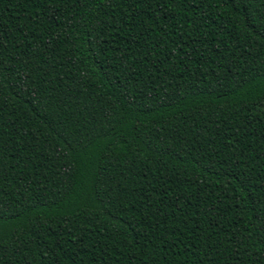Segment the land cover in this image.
Returning a JSON list of instances; mask_svg holds the SVG:
<instances>
[{
    "label": "trees",
    "instance_id": "1",
    "mask_svg": "<svg viewBox=\"0 0 264 264\" xmlns=\"http://www.w3.org/2000/svg\"><path fill=\"white\" fill-rule=\"evenodd\" d=\"M0 264H264V0H0Z\"/></svg>",
    "mask_w": 264,
    "mask_h": 264
}]
</instances>
